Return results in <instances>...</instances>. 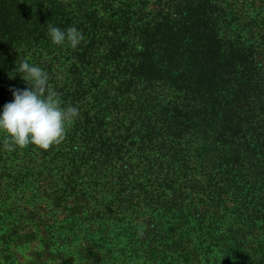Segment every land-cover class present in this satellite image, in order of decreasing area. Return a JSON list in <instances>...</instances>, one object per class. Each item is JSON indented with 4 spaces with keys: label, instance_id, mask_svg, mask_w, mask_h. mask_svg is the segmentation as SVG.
Masks as SVG:
<instances>
[{
    "label": "trees",
    "instance_id": "16d2710c",
    "mask_svg": "<svg viewBox=\"0 0 264 264\" xmlns=\"http://www.w3.org/2000/svg\"><path fill=\"white\" fill-rule=\"evenodd\" d=\"M23 61L79 116L0 129V264H264L263 0H0V114Z\"/></svg>",
    "mask_w": 264,
    "mask_h": 264
},
{
    "label": "clouds",
    "instance_id": "9594fccd",
    "mask_svg": "<svg viewBox=\"0 0 264 264\" xmlns=\"http://www.w3.org/2000/svg\"><path fill=\"white\" fill-rule=\"evenodd\" d=\"M46 34L54 45L68 44L72 48L84 38L74 26L62 30L51 23ZM15 71L27 87L11 90L13 99L0 114L4 148L12 151L31 144L47 150L58 145L66 136V124L79 116L78 108L61 107L59 94L49 86V76L40 67L23 61Z\"/></svg>",
    "mask_w": 264,
    "mask_h": 264
},
{
    "label": "rangeland",
    "instance_id": "374dc122",
    "mask_svg": "<svg viewBox=\"0 0 264 264\" xmlns=\"http://www.w3.org/2000/svg\"><path fill=\"white\" fill-rule=\"evenodd\" d=\"M255 1H259V0H255ZM263 1H264V0H263ZM257 7H258V6H257ZM257 11H258V9L254 10V11L252 12L253 16L256 15Z\"/></svg>",
    "mask_w": 264,
    "mask_h": 264
}]
</instances>
